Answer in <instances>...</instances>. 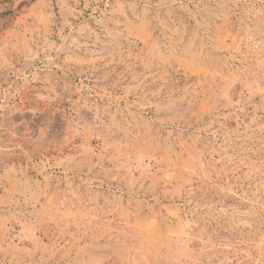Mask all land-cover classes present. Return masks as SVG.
I'll return each mask as SVG.
<instances>
[{
    "label": "rangeland",
    "instance_id": "rangeland-1",
    "mask_svg": "<svg viewBox=\"0 0 264 264\" xmlns=\"http://www.w3.org/2000/svg\"><path fill=\"white\" fill-rule=\"evenodd\" d=\"M0 264H264V0H0Z\"/></svg>",
    "mask_w": 264,
    "mask_h": 264
}]
</instances>
